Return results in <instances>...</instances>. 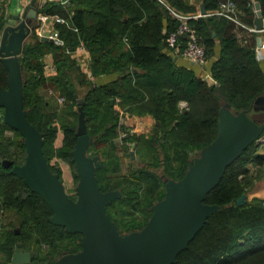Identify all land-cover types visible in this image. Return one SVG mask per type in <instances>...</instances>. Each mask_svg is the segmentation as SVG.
I'll use <instances>...</instances> for the list:
<instances>
[{
    "label": "trees",
    "instance_id": "obj_1",
    "mask_svg": "<svg viewBox=\"0 0 264 264\" xmlns=\"http://www.w3.org/2000/svg\"><path fill=\"white\" fill-rule=\"evenodd\" d=\"M222 1L202 0L208 12L216 10ZM232 1L238 8L239 19L254 26V1ZM256 1L264 14V0ZM166 2L185 13L197 12V7L187 0ZM42 11L62 16L66 21L55 23L62 44L42 41L35 30L25 43L20 60L28 119L44 133L45 156L62 178V169L53 165L51 158L75 163L72 151L78 139L82 106L88 132L94 139L89 153L103 157L102 166L97 169L101 189H119L122 193L108 205L107 212L122 234L139 230L152 216V206L166 194V190H151V183L158 188L166 184L164 176L178 180L185 175L191 154L216 138L224 104L243 110L263 93L264 70L257 59L253 38L256 32H248L224 15L209 14L189 20L211 58L209 64L214 60L213 78L209 80L192 67L175 61L166 38L178 20L160 0H68L46 4ZM4 23L1 16L0 33ZM82 44L91 54V75L118 72L117 80L98 85L80 70L72 52ZM217 45L221 46L220 55L213 59ZM49 51L54 54L57 68L52 75L46 74L43 59ZM7 78L8 71L0 59L1 86H7ZM82 87L88 89L80 97ZM59 97L64 101L60 103ZM80 98H84L82 104ZM53 100L55 106L48 109ZM3 114L4 108L0 106V264L10 263L20 241L26 249L33 241L40 246L33 264H52L65 253L79 251L83 234L53 223V210L42 196L30 190L11 168L3 166L6 158L19 164L26 158L24 141H16L23 138L22 134L5 123ZM134 115L154 118L152 136L134 132L124 140L136 145V156L151 151L150 163L155 167L164 164L162 176L148 172L150 164L133 168L127 175L120 173L122 158L117 152L116 138L127 129L126 123ZM60 127L63 141L56 146L54 140ZM10 130L12 135L8 134ZM259 144L252 143L208 194L206 202L221 207L208 217L173 264H264V199L238 203V198L259 176L247 166L262 164L264 157L257 153ZM123 146L130 148L127 143ZM71 196L76 198L77 193ZM10 211L17 215L19 233L14 227L4 229L3 217ZM10 224L14 226L13 221Z\"/></svg>",
    "mask_w": 264,
    "mask_h": 264
},
{
    "label": "water",
    "instance_id": "obj_2",
    "mask_svg": "<svg viewBox=\"0 0 264 264\" xmlns=\"http://www.w3.org/2000/svg\"><path fill=\"white\" fill-rule=\"evenodd\" d=\"M32 0L28 11L11 15L0 33V59L8 71L7 86L0 85V106L7 125L18 130L26 146V158L21 164L6 158L2 164L25 182L28 188L39 193L52 208L51 221L65 226L72 233H82L77 252L60 256L52 264H173L178 254L189 246L208 217L220 209L216 203L206 202L208 194L220 183L227 168L254 142H261L264 118V91L243 110H233L230 103L220 109L218 134L200 154L191 159L185 175L166 179V194L153 206V214L139 230L122 234L111 219L107 207L120 198L119 189L103 191L97 177L102 166L99 155H91L93 137L89 134L82 106L79 107L77 142L72 151L79 181L77 197L66 189L59 173L52 170L44 153V133L27 116L24 105V74L20 56L27 39L39 24ZM257 29H264V14L260 2H255ZM201 13L207 15L204 5ZM51 24L42 35L44 42L55 43ZM178 57H175L177 61ZM194 63V62H193ZM84 98H80L82 104ZM136 145L131 150L134 157ZM244 193L238 198L242 204ZM16 230V233H19ZM35 252L17 242L9 264H33Z\"/></svg>",
    "mask_w": 264,
    "mask_h": 264
},
{
    "label": "crops",
    "instance_id": "obj_3",
    "mask_svg": "<svg viewBox=\"0 0 264 264\" xmlns=\"http://www.w3.org/2000/svg\"><path fill=\"white\" fill-rule=\"evenodd\" d=\"M188 2L194 4L197 7V12L200 11L201 12V6L204 5L202 0H187ZM254 4H255V0ZM40 2H44L43 6L49 3H53V2H62V3H68V0H37V10H38V14L39 12L42 11V7L40 8L38 3ZM32 7V0H1L0 1V17L4 16L5 19V24L7 23V21L10 19L11 15L17 14L19 12H23V11H28L30 8ZM238 9V8H237ZM256 11V8H255ZM242 12V11H241ZM193 13V12H192ZM49 15V18L47 20H39V24L36 27L35 31L36 33L39 35V37H41L42 33L48 29V27L52 24L53 19L56 15ZM164 30H167V25L165 26ZM2 31V30H1ZM254 38V45H255V50H256V56L257 59L259 60L263 70H264V30L263 31H259L256 32V34L253 36ZM220 51H221V46L217 45L216 46V54L214 56L213 59H216L219 55H220ZM82 58L83 61H79V66H80V70L86 74L90 79H93V81L98 84V85H103V84H107L110 82H113L115 80H117V78L119 77V73L118 72H111V73H105V74H101L97 77H94L91 75V70L89 67V61L91 58V54L90 53H82ZM44 61H50L53 62L55 64V58H54V54L53 52L49 51L47 53H45L44 57H43ZM214 61V60H213ZM212 61V62H213ZM211 64H208L206 67H201L198 64L193 63L192 61L180 56L177 59V63L179 65H184V66H189L192 67L197 73H201L205 78L212 80V73H211ZM57 71L54 70L53 72L49 73L46 72L47 75H52L55 74ZM79 87V84H77ZM50 87H48L47 89H49ZM61 103V102H60ZM56 103H54L51 101V104L49 105V108H53L55 106ZM182 106L186 105V102L183 101L181 102ZM47 110V107L45 108ZM255 118L257 119H263L264 118V114L262 113H255ZM128 118V116H126ZM128 123H136V126H138V129L142 128H149L146 127L145 124L143 123H155L154 118L151 115H144V116H136L134 115L133 117H130V119H128ZM138 123V124H137ZM131 148H129V151ZM136 150V149H135ZM257 153H259L260 155H262L264 157V136L262 141L259 144ZM134 158V157H133ZM249 167V169L255 174L257 175L259 173V176L256 178V180L254 181V183L247 189L246 194H247V200H252L254 198H262L264 199V160L262 162V164H254V163H248L247 165ZM65 182V181H64Z\"/></svg>",
    "mask_w": 264,
    "mask_h": 264
},
{
    "label": "built area",
    "instance_id": "obj_4",
    "mask_svg": "<svg viewBox=\"0 0 264 264\" xmlns=\"http://www.w3.org/2000/svg\"><path fill=\"white\" fill-rule=\"evenodd\" d=\"M1 1V0H0ZM162 3L166 4L174 17L178 20V24L175 29L168 31L167 33V45L172 55L176 57H184L195 64L200 65L201 67H206L210 61L211 58L208 56L205 46L200 42V38L195 31V29L191 26L189 20L194 17L204 16L200 11L198 12H182L180 10H177L175 8H172L166 0H160ZM44 2L38 3L39 7H43ZM238 9L235 3L232 0H224L220 3L219 7L214 10L213 12H208L207 15L211 14H218V15H224L228 17L229 19L233 20L238 26H241L248 30V32H259L263 30L257 29L256 25L249 26L242 22L238 17ZM49 18V15L43 11L39 12V19L44 21ZM65 18L59 15H56L53 19V26L54 28L51 31V36L56 40V44H62L63 41L60 38L59 31L55 28V23L65 22ZM82 53H90L89 50L85 45H80L75 51L72 52V55L78 60L83 61ZM44 67L46 72H53L56 70L55 64L50 61H44ZM50 93H53V89H50ZM59 101L63 102L64 98L59 97ZM127 116V115H126ZM137 130L134 128H127L121 133V137L124 138L128 133H134ZM9 135L13 134V131H8ZM127 145L133 149L134 145L132 142L128 141L126 142Z\"/></svg>",
    "mask_w": 264,
    "mask_h": 264
},
{
    "label": "rangeland",
    "instance_id": "obj_5",
    "mask_svg": "<svg viewBox=\"0 0 264 264\" xmlns=\"http://www.w3.org/2000/svg\"><path fill=\"white\" fill-rule=\"evenodd\" d=\"M50 89L51 88H49V91H50ZM86 89H88V88L87 87L80 88V90H79V96L80 97L84 96ZM43 93H46L45 90H43ZM64 114H65V112H64ZM65 117L67 119H69L68 115H65ZM143 124H145V126L149 127V128L148 129L142 128V130H141V129H138V126H136V123H126L127 128H134L135 127V130H137L136 132H142V133L144 132V133H147L150 136H152L153 129H154V123H151V124L149 123V125H148V123H143ZM123 131H121V133ZM17 139L18 140H16V141H19V143H20V141H24V138H17ZM54 141H55L54 143L56 146H60L62 144V141H63V129H62V127H60L58 134H57ZM116 141H117L118 146H119V148L117 149V152L120 154V156L122 158V168L120 171V173L122 175H127L128 172H130V170H132L133 168L141 167L144 164H150L151 167L148 166V172L155 173L157 176L163 175L164 164H161L158 167H155L154 165H152L150 163L153 160L151 151H147V153L143 154L142 156H140L139 154H138V156H136V154L134 153V158H132L129 154L130 153L129 148H124V146H123V144L126 143V140H124V138L121 137V134L118 136V138H116ZM20 148H21V150H23L22 147H20ZM130 150H132V149H130ZM199 154H200V151L193 152L191 154L190 160L192 158L198 156ZM100 158L103 159V157H100ZM161 158H163L162 154H161ZM51 163L53 165H55L56 167H58V168L60 167L62 169V178L65 181L64 183L66 185L67 192L70 195H75L76 194V187H77V184L79 181V175L77 172L76 163L68 162V161L59 159L58 157H52ZM164 177H165L164 181L166 180V178H169L167 176H164ZM150 189L151 190L157 189V190L165 191L166 190V184L163 183L158 188H156L154 183H151ZM11 221L14 222V226H12L10 224ZM3 224L5 227L4 228L5 230H10L13 227L15 230H19V231L21 230L20 226L18 224V221H17V215L15 214L14 211L6 212L4 214ZM27 247L35 252V256L39 255L40 246L37 245V243L35 241L28 243ZM1 258H2V255H1Z\"/></svg>",
    "mask_w": 264,
    "mask_h": 264
}]
</instances>
